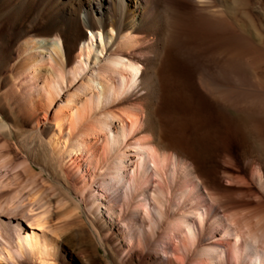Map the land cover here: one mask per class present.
Instances as JSON below:
<instances>
[{
    "label": "bare ground",
    "instance_id": "1",
    "mask_svg": "<svg viewBox=\"0 0 264 264\" xmlns=\"http://www.w3.org/2000/svg\"><path fill=\"white\" fill-rule=\"evenodd\" d=\"M247 5L0 0V127L4 119L15 121L12 114H27L29 131L13 141L23 170L39 165L63 194L55 204L66 218L82 203L92 209L89 229L99 243L111 237L131 249L136 242L145 262L158 264H264V223L218 212L193 157L170 137L162 107L175 88L218 125L231 122L250 144L264 190V139L253 131L264 117V35ZM15 123L7 125L11 136ZM4 140L0 149L8 146ZM39 153L51 167L37 161ZM11 158L0 153L2 162ZM58 164L73 184L56 175ZM11 200L0 202L1 226ZM44 204L47 210L12 223L14 246L0 248V261L26 255L53 264L60 227L47 221L51 204ZM206 230L221 240L202 243Z\"/></svg>",
    "mask_w": 264,
    "mask_h": 264
},
{
    "label": "rangeland",
    "instance_id": "2",
    "mask_svg": "<svg viewBox=\"0 0 264 264\" xmlns=\"http://www.w3.org/2000/svg\"><path fill=\"white\" fill-rule=\"evenodd\" d=\"M262 6L260 0H248L246 11L253 19L259 32L264 35V9ZM0 89H2L1 85ZM193 101V104L186 100L184 101L183 96L175 88L171 93L166 94L162 107L170 137L179 146L183 145L182 147L193 157L206 187L218 199L217 201L220 205L217 210L219 213L223 211L235 213L238 217L243 216L246 218L252 225L258 220L264 223V190L258 184L260 174H257L259 172L253 168L256 161L253 158L254 153L249 147V142L240 136L236 127L231 122L227 126L218 125L215 119L210 116L211 120L209 119L201 105L195 102V100ZM192 106L200 108L201 115L198 112L200 109L196 110ZM192 110L193 112H191ZM195 110L197 113H195ZM12 116L15 118V121L4 119L1 125H6V123L8 125L10 123L9 125L12 126L13 122H16L14 126H17V129L13 128L16 131V134L12 135L13 137L9 134L7 125L6 127H0V133L3 132L0 136V141L5 139L4 141L7 140L8 142V146L0 149V153L10 154L12 157L11 163L0 160V202H7L11 198L14 200V202L11 200L14 206L11 204L3 212V215L7 218L2 217L4 224L0 225L2 228H0V231H2V234L4 233V239H0L3 244H0V248L8 247V249H12L14 246L12 223L19 219V217L27 215L28 212L31 213L32 211V213H35L39 209L47 210V207L43 206L44 203V205L48 204L46 203L47 200L51 204H48L50 205L47 211L48 214L45 212L47 214V221L53 226L61 228L58 230L60 233L58 232V236H56L55 251L50 256L53 264H158L155 262H145L143 255L146 250L141 249V246H138L136 242L131 249L128 248L125 242L119 239L114 240L111 237H106L102 243H99L89 229L88 217H93L94 214L91 212L92 209H88L86 204L82 203V210L80 212L77 210H74L75 212L72 211L70 219L66 218V215L61 214V210H58L55 203L57 199L64 198L63 194L58 193L56 189L54 190L51 182H49V178L46 177V173H41L39 165H34L33 171L30 170L31 172L24 171L23 169L27 165L26 161L20 150L13 144L14 138L19 136L20 131H29V118L25 113L21 114V116L17 114H12ZM253 129L254 133L264 139V117L263 119L258 118L254 121ZM258 142V140L254 142V145L257 147L260 143ZM43 160L42 155L39 153L37 161L51 167L49 161L44 162ZM58 165H56L58 169L56 175L66 184H73L74 178L68 172L66 166ZM16 168L18 169L16 170ZM261 171L263 180L264 171ZM201 189L206 193L203 187ZM36 190H38V194L43 192L42 195L40 194L43 198L38 194H36L37 198L38 196L41 198H35ZM16 193L17 195H15ZM13 196L16 199L19 197L18 203ZM33 199L41 200L42 207H40V203L36 205L38 210L34 209L36 207L35 202H32ZM20 202L21 204H19ZM174 203H177V201H174ZM29 204H32L30 208ZM24 212L26 213L24 214ZM142 216L143 213H140L141 220ZM143 222L146 223L144 220ZM64 224L67 225L64 226ZM207 232V230L204 232L206 233L205 236L202 234V243L221 240L217 232L216 235L214 231L210 232V234ZM148 238L150 240L151 236L149 235ZM4 240H10L11 242L8 241L9 244L5 246L7 241L5 242ZM149 251L151 253L154 252L153 249ZM4 260L0 261V264H38L36 261L30 260L26 255H18L17 257L14 255L13 258H8V260L5 258ZM229 262L234 264L233 261Z\"/></svg>",
    "mask_w": 264,
    "mask_h": 264
}]
</instances>
